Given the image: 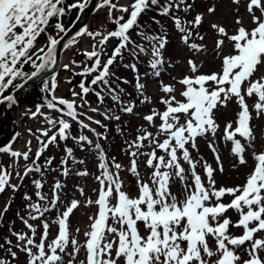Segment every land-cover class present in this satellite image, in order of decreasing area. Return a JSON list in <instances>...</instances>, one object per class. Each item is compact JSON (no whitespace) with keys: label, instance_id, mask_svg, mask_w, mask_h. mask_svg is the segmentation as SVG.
Instances as JSON below:
<instances>
[{"label":"snow or ice","instance_id":"obj_1","mask_svg":"<svg viewBox=\"0 0 264 264\" xmlns=\"http://www.w3.org/2000/svg\"><path fill=\"white\" fill-rule=\"evenodd\" d=\"M200 2L0 0L4 115L57 66L58 48L91 41L63 64L81 78L69 97L56 95L57 75L43 79L41 102L21 114L36 127L0 146V264H264V0ZM90 10L106 12L95 30L78 26ZM152 11L150 31L141 18ZM172 32L179 61L165 59ZM178 63L185 74L165 83ZM109 123L122 160L109 154ZM76 178L94 186L70 187ZM17 194L23 207L5 229Z\"/></svg>","mask_w":264,"mask_h":264},{"label":"rangeland","instance_id":"obj_2","mask_svg":"<svg viewBox=\"0 0 264 264\" xmlns=\"http://www.w3.org/2000/svg\"><path fill=\"white\" fill-rule=\"evenodd\" d=\"M129 2H130V0H120V3L121 4H126V3H129ZM204 8H205V4L201 3L200 0H197V10L198 11H203ZM117 14H119V13H117ZM105 15H106V12H103V11L100 12V13H98V14H93L92 15V18L87 23L89 29L90 30H95L101 24V22L104 19ZM155 15H156L155 12L154 13H149L148 12L147 14H145V15L142 16L141 23H144L145 21H147L149 24H151V19L150 18L152 16H155ZM157 19H160L162 23L164 22L163 18H161V17H157ZM107 27H108V25H107ZM167 27L171 31L172 24H171L170 21L167 22ZM155 29H156V25L155 24H151L150 31L151 30H155ZM204 29L207 31V23H205L204 27L201 29V32L202 33L204 32ZM211 40H212V37H211V34H209L208 37L206 38V42L209 44V46H211ZM90 43H91V41L88 38H83L81 40V43L79 45H77L76 47H74L71 50H68V51H65L64 52V59H63L64 62L62 63L61 69H60V71L58 73V80H60L59 81V88H58V92H57V95L58 96H61L62 94L66 93L70 87H73L74 85H76L79 82V80L81 79L78 76L77 77H71V74L68 71H65L63 69V64L69 63L71 60L82 61L83 60V56L80 55L79 52H77V48L80 51L87 50L89 48V44ZM111 45H112V43L109 45V50L111 49ZM171 49L174 50V51L168 53ZM181 55H182V53L177 48V42H176V39H175V33L172 32L171 35H170V42H169V45L167 47V51L165 53V59L166 60L167 59H172L174 61H179ZM76 70L79 71V69H76ZM207 70H208L207 68L204 69V71H207ZM140 71H141V73H143L145 71V67L144 66H141L140 67ZM185 72H186L185 66L182 63H178L177 64V67L175 68V70L169 69L167 72L163 73L162 74V79L164 80L165 83H170V82H172V80H171V77L172 76H178L179 77V76H182L183 74H185ZM118 74L126 75L129 78L131 76V73H129L126 69H120L119 72H118ZM65 76H67V77H65ZM70 77L73 80V84L72 85H69V84L65 83V81L67 79H69ZM64 78H66V79H64ZM154 88H155V85L154 84L152 86H150V88H149L150 94H154V91H153ZM78 90L79 89L77 88V91ZM88 99L93 103V106H95V103H96L95 97L94 96H89ZM28 101H34L36 104L41 102V101H39V98L34 97L31 94L27 98V103H28ZM31 105H32V102H29V104L24 108V110L26 108L31 107ZM15 116H16V112H15V108H14L13 111L11 112V119H10V123H9L10 128L13 125V120H15ZM96 118L97 119H101V117H99V116H97ZM8 121L9 120L7 119L6 124H7ZM28 127L35 128L36 127V124H35V122L28 120L26 117H23L22 118L21 127H20V130L19 131L21 133H24L25 130H26V128H28ZM93 127H96V126L93 125ZM113 127H114V125L112 123H109V129H110L109 136H110V140L112 141L111 147L109 148V154L110 155H116L118 159H121L122 160L123 157L120 155V152H119V148H120V137L119 136H113L112 135ZM3 131L5 132V130H3ZM74 131H75V128H74ZM97 131H103V130L100 129V128H97ZM8 141H6L4 144H6ZM4 144H2L1 146H3ZM33 144L35 145V141H33ZM69 144H70V142H69ZM22 145H23V139L19 140L17 142V144L14 145V147L20 148V147H22ZM62 147L63 146H61L60 149H51V151L49 153H47V154L48 155L56 154L58 156V158H59V154L61 153ZM220 148H221L222 155H223V157L225 159V166L227 167L228 154H227L226 148L222 144L220 145ZM200 150H201V154L204 155L205 159H207L211 163L212 160H213L212 154H211L210 151H208L205 148L203 142H201V148H200ZM76 153L77 154H80L83 157H85V156L88 155L87 153H80L78 150L76 151ZM3 159L5 161H7V157H4ZM89 159H91V157H89ZM89 167L94 170V165H92L91 163L89 164ZM129 179H131V178H129ZM224 182L225 183H228L229 185H231V184H234V183H240V180L239 179H229V180H226ZM74 184H87V186L89 188L92 187V186H94L90 182V180L89 181H84V180H81L79 178H76V179L71 180L69 186L71 187ZM28 190L31 191L30 188ZM129 191L134 194V191L135 190H134V188H130ZM3 196H4V194L1 195V197H3ZM4 198L5 197L0 198V207H2L4 205V203H5L4 202ZM16 200H18V199H16ZM79 216H80V213H76V215L72 218L74 224H75L76 219ZM5 217H11V216L9 214H6ZM11 219H15V216L13 218H11ZM16 226L21 227V224H20L19 220H16Z\"/></svg>","mask_w":264,"mask_h":264},{"label":"water","instance_id":"obj_3","mask_svg":"<svg viewBox=\"0 0 264 264\" xmlns=\"http://www.w3.org/2000/svg\"><path fill=\"white\" fill-rule=\"evenodd\" d=\"M91 13H92L91 10L88 11V12H87V17H86L85 19L83 18V21H81L80 24H79L78 26H83V24H86V22H87L88 19L90 18ZM57 60H58L57 66H56L54 69L50 70L49 72H46L47 76H50L52 73H54V72L59 68V66H60V60H61V49H59V48H58ZM43 74H44V73H43ZM43 74H42V75H43ZM42 75H41V76H42ZM41 76L35 78V79L32 80V81H29V82L27 83V85H26L22 90L19 91V93H18V105H17V109H18V117H17V119H16V125H15V128H14L13 131H11V132H9V133H7V134L1 136V137H0V143H1L4 139L10 137V136L16 131V129H17V126H18V124H19V121H20V119H21V114H22V99H23V91H24V89L27 88L28 86H31V85L36 84V83L41 79Z\"/></svg>","mask_w":264,"mask_h":264},{"label":"trees","instance_id":"obj_4","mask_svg":"<svg viewBox=\"0 0 264 264\" xmlns=\"http://www.w3.org/2000/svg\"><path fill=\"white\" fill-rule=\"evenodd\" d=\"M155 11H152V12H149V13H154ZM72 19H75V13H73L72 14V17H71ZM70 21L69 20H65V24L67 25L68 23H69ZM172 50V49H171ZM26 70H28V71H31V69L30 68H28L27 66H26ZM41 88V87H40ZM40 88H39V90H40ZM39 90H34L35 91V95H36V97L37 98H41V94H40V92H39ZM9 113H10V111L8 112V114L7 115H4L3 114V112L2 111H0V134H2V133H5L3 130H9L10 129V126H9V123H10V115H9ZM7 119L9 120L8 122H7V124H6V121H7ZM6 124V125H5ZM5 126V127H4ZM9 222H11V221H6L5 222V224L3 225V227L6 229L7 228V226H8V223Z\"/></svg>","mask_w":264,"mask_h":264}]
</instances>
